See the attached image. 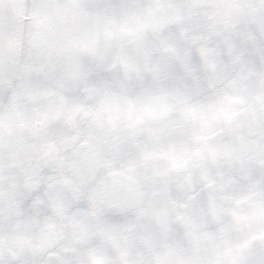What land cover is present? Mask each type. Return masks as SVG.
Segmentation results:
<instances>
[{"label": "snow or ice", "instance_id": "1", "mask_svg": "<svg viewBox=\"0 0 264 264\" xmlns=\"http://www.w3.org/2000/svg\"><path fill=\"white\" fill-rule=\"evenodd\" d=\"M142 2L64 0L58 6L60 15L53 25V35L40 45L39 59L32 61L35 72L30 83L34 97L55 96L74 102L82 99L81 87L92 86L95 102L84 113L91 114L89 126L79 139L72 137L68 150L53 146L60 153L59 165L64 168L67 161V175L78 185L89 181L92 163L111 168L112 161H118V170L108 174L122 179L111 189L100 188L95 195L106 197L109 203L119 200L122 208L135 209L125 218L126 226L112 231L125 240L140 235L149 243L154 233L168 231L166 213L150 209L151 190L161 188L166 180L174 181L172 173L177 169L183 170L185 181L200 175L206 183L193 185L184 202L174 205L185 210L177 219L185 220L191 208L198 206L206 216L220 222L219 193L230 183L247 187L258 179L250 160L264 163V141L257 142L255 154L249 157L244 140L226 144L215 141L229 131L222 125L210 134L198 132L210 117L215 121L232 120L222 104L224 94L232 88L242 89L247 65L256 59L251 46L225 19L230 0H214L212 14L216 19L192 22L191 38L150 18L151 9L141 7ZM208 37L211 47L206 44ZM166 53L173 55L168 57ZM56 106L53 102L46 108L55 111ZM37 116L47 119L46 111ZM221 155L228 158L227 162L218 159ZM89 156L94 159L89 161ZM155 159L171 161V169H151L147 162ZM228 211L231 224L222 223L210 240L220 241L230 229L239 231L238 210ZM185 227L196 247L186 250L180 242L183 230L173 225L174 240L157 243L155 264H200L201 257L196 254L199 227L195 223H186ZM84 240V233L73 231L69 247L60 249L55 260L41 255L36 264H82L79 256L63 253L76 252ZM235 241L237 249L246 243L242 237H235ZM51 246L50 241L45 245ZM216 264H223L222 257H216Z\"/></svg>", "mask_w": 264, "mask_h": 264}, {"label": "clouds", "instance_id": "2", "mask_svg": "<svg viewBox=\"0 0 264 264\" xmlns=\"http://www.w3.org/2000/svg\"><path fill=\"white\" fill-rule=\"evenodd\" d=\"M63 2L0 0V264H36L41 255L55 260L60 249L69 247L73 231L84 233L85 240L76 252L63 255L79 256L82 264H155L157 243L174 240L173 225L183 230L180 242L186 250L196 247L186 235V223L199 227L196 254L201 257L200 264H216L217 256L222 257L223 264H264V163L250 160L258 179L247 187L230 183L219 193L220 222L206 216L198 206L191 208L185 220L177 219L185 210L174 205L184 202L193 185L206 181L200 175L185 181L183 170H175L174 181L166 180L161 188L151 190L150 209L166 213L168 231L154 233L149 243L140 235L125 240L112 231L126 226L125 218L135 209L122 208L119 200L109 203L106 197L95 195L100 188L111 189L122 179L108 174L118 170V161L113 160L111 168L92 163L88 182H71L67 161L61 168L60 153L53 146L68 150L72 137L80 138L91 119V114L84 113L95 102L96 93L86 85L80 89V101H60L55 96L34 97L30 83L35 72L32 61L39 59L40 45L53 35V25L60 15L58 6ZM140 6L151 9L150 18L163 21L165 28H176L188 38L193 35L192 22L216 19L212 14L214 0H143ZM225 19L251 46L256 59L247 65L242 89L232 88L224 94L222 104L232 120L215 121L210 117L198 132L210 134L222 125L229 131L215 141L226 144L244 140L246 155L251 157L257 142L264 141V0H230ZM206 44L212 46L211 37ZM165 55L171 57L173 53ZM53 102L56 110H48L46 106ZM41 111H46V120L37 116ZM64 140L67 143L61 145ZM218 159L227 162L228 158L221 155ZM147 163L156 171L171 169V161L166 159ZM233 208L241 218L239 231L230 229L220 241L210 240L222 223L231 224L228 210ZM235 237H242L246 243L237 249ZM49 241L52 246L45 247Z\"/></svg>", "mask_w": 264, "mask_h": 264}]
</instances>
